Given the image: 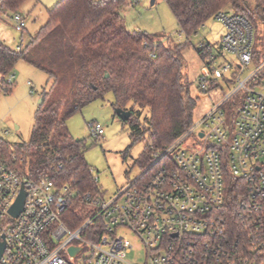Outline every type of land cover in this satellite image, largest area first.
Wrapping results in <instances>:
<instances>
[{"label":"built area","instance_id":"obj_1","mask_svg":"<svg viewBox=\"0 0 264 264\" xmlns=\"http://www.w3.org/2000/svg\"><path fill=\"white\" fill-rule=\"evenodd\" d=\"M215 18L225 34L218 52L200 46L210 73L200 88L211 91L220 80L232 89L113 197L31 177L0 149V264H132L123 230L142 243L143 264H264V57L255 62L257 28L247 18L232 10ZM12 19L26 30L23 14ZM226 54L236 62H222ZM90 127L92 136L105 133ZM73 203L87 214L75 229L64 220Z\"/></svg>","mask_w":264,"mask_h":264},{"label":"trees","instance_id":"obj_2","mask_svg":"<svg viewBox=\"0 0 264 264\" xmlns=\"http://www.w3.org/2000/svg\"><path fill=\"white\" fill-rule=\"evenodd\" d=\"M27 0H0V10L13 15ZM129 0H60L47 10L48 21L21 51L0 41V93L10 92L8 80L24 61L49 75V88L35 115L31 140L23 148L0 142L7 160L31 177L51 176L59 184L74 182L82 193L100 194L86 149L70 135L68 119L86 105L114 96L116 109L132 113L127 121L133 142L148 134L137 160L145 169L158 150L172 145L194 123L198 99L185 69V44L168 45L164 36L128 30L121 11ZM181 33L190 38L226 8L247 18L264 32V0H165ZM210 45V44H207ZM255 51L264 57V37ZM198 53L204 59L203 49ZM108 76V77H106ZM213 85L210 90L215 89ZM147 111L145 123H141ZM233 201L238 196L232 197ZM87 217L85 207L73 203L64 215L77 228Z\"/></svg>","mask_w":264,"mask_h":264},{"label":"rangeland","instance_id":"obj_3","mask_svg":"<svg viewBox=\"0 0 264 264\" xmlns=\"http://www.w3.org/2000/svg\"><path fill=\"white\" fill-rule=\"evenodd\" d=\"M60 0H27L18 10L26 17L27 28L19 32L13 22V14L0 10V41L12 49L21 43L27 46L48 21L47 10L54 7ZM252 6L259 4L258 0H250ZM225 13L231 10L226 8ZM126 26L130 31H139L148 35L164 36L165 44H185V73L192 83L191 94L198 99L194 121L199 120L211 107L219 103L232 89L218 81L217 87L205 92L200 88V80L210 77L209 69L198 53L202 44H210L214 52H218L221 38L225 34L222 21L212 18L196 34L188 38L181 33L177 20L165 0H129L121 11ZM264 37L263 29L257 33V42ZM258 47V45H256ZM236 62V57L226 54L222 62ZM221 62V63H222ZM248 67L243 78L252 72ZM11 91L0 93V142L13 148H23L31 140L41 94L49 88V75L39 68L24 61L17 64L13 74ZM2 77L0 76V82ZM112 93L105 95L72 115L67 121V127L72 138L81 141L86 149L85 157L90 165L100 193L109 199L119 189L139 177L145 167L137 160L142 156L148 144V134L139 141L133 142L131 126L121 120L117 109L113 106ZM148 112L143 111L141 123H145ZM91 125H100L105 133L102 137L91 134ZM18 127L19 129H16ZM132 245L128 261L132 264H143L145 250L142 243L131 232L121 231ZM78 264V259H74Z\"/></svg>","mask_w":264,"mask_h":264},{"label":"water","instance_id":"obj_4","mask_svg":"<svg viewBox=\"0 0 264 264\" xmlns=\"http://www.w3.org/2000/svg\"><path fill=\"white\" fill-rule=\"evenodd\" d=\"M106 77H108V76H106ZM41 104H42V100L40 101V105ZM117 113H118L119 117L121 118V120H123L125 122H127L130 119L131 115H132V113L130 111H125V110H121V109H117ZM16 129H19V128L16 127ZM24 199H25V194L23 193L21 195V197L19 198L17 204L15 205V207L12 210V212L16 216L19 215L21 213L22 209H23ZM3 249H4V247H2L0 249V257H1V255L3 253ZM77 251H78L77 249H71L72 254H75Z\"/></svg>","mask_w":264,"mask_h":264}]
</instances>
